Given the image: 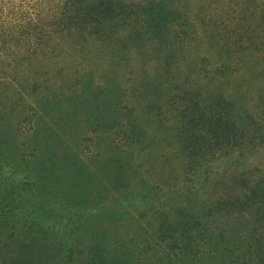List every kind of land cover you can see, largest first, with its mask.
<instances>
[{
    "label": "trees",
    "instance_id": "16d2710c",
    "mask_svg": "<svg viewBox=\"0 0 264 264\" xmlns=\"http://www.w3.org/2000/svg\"><path fill=\"white\" fill-rule=\"evenodd\" d=\"M0 264H264V0H0Z\"/></svg>",
    "mask_w": 264,
    "mask_h": 264
},
{
    "label": "rangeland",
    "instance_id": "374dc122",
    "mask_svg": "<svg viewBox=\"0 0 264 264\" xmlns=\"http://www.w3.org/2000/svg\"><path fill=\"white\" fill-rule=\"evenodd\" d=\"M83 97H82V101L81 102H86L91 96H92V93H90L89 89L83 91ZM101 100H100V96H99V100H98V103H100ZM81 107H77V109L73 108L71 111H70V114L71 116H74V115H78V117L75 119L73 118L72 121H73V127L70 126V128H72V130H76L77 129V126H79V129H82L83 127L85 128L84 125H81L83 124V113L80 109ZM75 109V110H74ZM137 127L140 131H143L145 129H149V131H147L151 136H154L156 138H160V134H162V131H161V128L160 126L158 125H150L148 124L147 122H144L141 121L140 123H137ZM67 127H69L68 125H66ZM160 136V137H159ZM37 148L39 150V153L42 154V157H69L68 156V152L67 150L65 149V146H64V143H57L54 139H46V140H41L39 139L37 141ZM98 149L100 151H102L104 154L103 157H118L117 155V152L114 151L112 149V147L108 146L107 144H104L103 142H101L100 145H98Z\"/></svg>",
    "mask_w": 264,
    "mask_h": 264
}]
</instances>
